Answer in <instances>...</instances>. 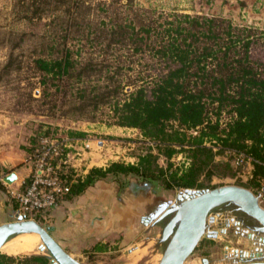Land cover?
Listing matches in <instances>:
<instances>
[{"label": "rangeland", "instance_id": "374dc122", "mask_svg": "<svg viewBox=\"0 0 264 264\" xmlns=\"http://www.w3.org/2000/svg\"><path fill=\"white\" fill-rule=\"evenodd\" d=\"M185 16L214 20L213 30L218 37L224 36L227 25L232 26L233 37L249 36L250 61L264 70V0H3L0 3V160L14 158L15 167L23 172L21 178H25L30 174L25 152H30L35 137L47 132L53 137L86 134L85 139L92 142L90 157L96 165L102 164V158L111 157L106 148L104 156H100L96 140L119 144L117 150L125 151L126 158L136 159L144 154L147 145L137 130L125 131L110 125L111 107L138 86L148 90L166 72L170 63L157 50L167 42L165 30L178 23L185 26ZM143 29L149 30L147 37ZM67 51L74 63L70 78L53 80L36 68V60H58ZM235 51H240L238 46ZM100 94L108 97L102 98ZM212 109L210 106L209 116L213 120ZM229 121L230 115L222 113L220 122ZM177 155L169 162L172 170L183 169V160L188 161L185 154L177 161ZM159 165L167 167L163 159ZM238 180L246 183L249 178L242 175L214 179L212 185L237 186ZM129 181L130 177L122 179L124 183ZM136 182L139 188L129 191L126 198L134 207L139 202L151 204L153 196L157 199L153 208L162 199H174L183 191L166 190L161 182L149 186ZM104 189L105 195L100 200L109 208L113 196L108 187ZM259 189L248 190L258 197ZM0 192L12 202L2 185ZM259 204L264 206V198H259ZM90 213L97 212L92 209ZM104 216L109 218V212L105 211ZM209 216L215 223L207 225L206 231H223L225 236L215 242L202 238L185 264H200V259H207L210 264H245L258 261L257 258L264 261V235L252 231L258 227L254 220L232 204L213 210ZM101 218L98 223L102 232H96L95 236L92 233L91 238L106 246V251L94 252L92 245L75 249L79 264H158L167 245L161 233L168 218L156 225L141 224L130 218L128 223H135V229L128 233L118 222L107 225ZM48 221L49 218L39 224L51 235ZM226 222L239 223L238 233L233 227L226 229L223 225ZM15 240L18 238L9 242ZM41 245L39 242L31 254L13 257L47 256L46 251L39 250Z\"/></svg>", "mask_w": 264, "mask_h": 264}, {"label": "trees", "instance_id": "16d2710c", "mask_svg": "<svg viewBox=\"0 0 264 264\" xmlns=\"http://www.w3.org/2000/svg\"><path fill=\"white\" fill-rule=\"evenodd\" d=\"M184 19L185 26L178 23L165 30L167 42L157 50L170 63L166 72L148 90L138 86L111 107L110 125L137 130L147 145L145 153L138 156L134 165L111 163L104 170L91 169L83 180L72 181L71 174L66 175L62 178L69 186L65 201L93 193L103 183L110 185L108 188L115 198L119 191L137 190L136 181L147 186L161 182L166 190H211L216 188L212 185L214 179H233L239 175V170L225 157V151L243 153L252 160L251 178L246 183L238 180L237 186L261 187L264 70L250 61L252 40L249 36L233 37L230 25L226 26L224 36L218 37L212 19L190 16ZM142 32L145 37L150 33L146 29ZM209 42L213 44L208 45ZM236 46L239 52L235 51ZM35 65L45 77L57 81L70 78L74 68L68 51L61 59H38ZM100 95L108 97V94ZM210 106H213V120L209 116ZM222 113L230 115L225 127L220 124ZM49 136L52 134L47 132L35 137L27 157L38 148L41 138ZM68 136L84 139L86 135L69 133ZM177 154H185L188 166L172 170L169 162ZM161 159L166 161V168L159 165ZM127 177L130 181L122 182ZM93 251L105 252L106 246L97 244ZM0 264H50V259L44 255L0 254Z\"/></svg>", "mask_w": 264, "mask_h": 264}, {"label": "water", "instance_id": "95a60500", "mask_svg": "<svg viewBox=\"0 0 264 264\" xmlns=\"http://www.w3.org/2000/svg\"><path fill=\"white\" fill-rule=\"evenodd\" d=\"M16 180L14 173L5 178L10 185ZM227 204L237 207V210L254 220L258 227L252 231L264 235V206L259 204L258 198L248 189L239 186H222L211 190H183L179 191L174 199L167 200L166 204L157 210L152 221L154 225L168 218L161 237L167 241L166 248L158 264H185L186 260L196 249L200 240L209 234H218L217 231L207 232V225L213 223L210 213ZM151 220L141 218L140 222L148 224ZM220 234H225L223 231ZM22 234H36L41 241V252L46 251L50 264H79V261L69 255L40 224L33 221H24L18 216L13 220L0 225V250L12 237ZM258 261L245 264H264ZM201 264H208L202 259Z\"/></svg>", "mask_w": 264, "mask_h": 264}, {"label": "built area", "instance_id": "2783aa9c", "mask_svg": "<svg viewBox=\"0 0 264 264\" xmlns=\"http://www.w3.org/2000/svg\"><path fill=\"white\" fill-rule=\"evenodd\" d=\"M221 124L225 127L226 124ZM196 134V132H192ZM91 141L79 137H43L40 139L38 148L30 154L25 164L30 168V174L25 178H16L8 185L5 178L11 172H4L0 175V185L7 189L9 199L16 206L14 216L22 218L24 221H33L36 223L46 222L50 212L65 202V196L69 193V186L64 184L62 179L71 174L72 181L83 180L85 171L93 167L91 160ZM97 151L100 156H104L103 149L109 151L111 157L104 159L102 166L105 167L109 161L112 163L131 164L137 163V158H126L125 151L118 152L120 145L117 143H108L106 141L96 140ZM112 146V148H110ZM114 149V150H112ZM216 151V149H213ZM225 157L230 159L231 166L239 170L243 176L251 178L252 160L243 153L225 151ZM183 159L178 154L176 160ZM186 159V158H185ZM172 160V159H171ZM187 160V159H186ZM111 163V162H110ZM184 168L188 166V161L183 160ZM91 167V168H92ZM93 169V168H92ZM238 175L242 177V175ZM259 198H264V181L258 191Z\"/></svg>", "mask_w": 264, "mask_h": 264}, {"label": "crops", "instance_id": "0c3cea01", "mask_svg": "<svg viewBox=\"0 0 264 264\" xmlns=\"http://www.w3.org/2000/svg\"><path fill=\"white\" fill-rule=\"evenodd\" d=\"M2 1L3 0H0V3ZM117 128L125 131L134 130L120 127ZM86 137L87 136H85V138ZM25 153L27 154V152ZM20 157L22 156L20 155ZM15 165L16 164L14 158L3 157L0 160V175L4 172L6 173L14 171L16 178H18L19 180L23 172L18 171ZM102 165L103 164L96 165L94 163L93 167L92 165L91 167L93 169L98 168L104 170L109 166L106 165L105 167H103ZM91 167H89V169L84 172L85 176L90 172V170L92 169ZM109 186L106 183H103L93 193H85L79 198L71 201H65L61 205L54 208L48 216V222L50 223L49 226L52 229L51 236L69 255L73 256L74 258H77L79 254L75 249H86L88 245H92L94 247L98 244L95 238H91V234L93 233L92 235L95 236L96 232H102L101 223H98L100 222L99 220L101 217L105 220V224L107 225L118 222L122 229L124 228L123 230L127 231V233L132 229H135V223H128L133 216L129 215L128 209L124 206V204L120 203L117 200V197L115 199L114 197L110 199L111 201L108 203V205H110L109 208L105 207V205L101 203L100 197L105 195V193L103 192L105 190L104 188ZM88 200L91 201L88 202ZM14 206V203H10L8 199L5 198L3 192H0V225L8 223L14 218ZM92 209H95L97 213L91 214L90 211ZM98 210L101 211L100 214H98ZM105 211L109 212V218H106L107 216H104ZM122 220L124 222H122ZM94 221L97 223H95ZM90 225L94 228H91ZM87 233L89 236H84V234ZM82 236L83 238L81 239ZM18 237L20 236H15L13 238L17 239ZM0 252L8 256H16L6 254L2 251Z\"/></svg>", "mask_w": 264, "mask_h": 264}, {"label": "flooded vegetation", "instance_id": "af4514ba", "mask_svg": "<svg viewBox=\"0 0 264 264\" xmlns=\"http://www.w3.org/2000/svg\"><path fill=\"white\" fill-rule=\"evenodd\" d=\"M134 191H136V189H134ZM128 192H129V190L128 191H126V190L125 191L124 190L119 191L117 193V200L120 203L124 204V206L128 209L129 215L133 216V217H131V216L130 217L139 223H141L140 222L141 218H143V217L148 218L151 220L150 222H148V224L154 225V220L152 221V219H153L155 213L157 212V210L159 208H161L163 205L166 204L167 200L162 199V201L160 203L158 202V205L156 204L152 208L153 204H155L154 202H156L157 199L155 197L151 196L150 197L151 204H145L144 202H139L140 204L137 203L138 205L136 204V206L134 207V206H131V204H129V202L126 200L127 196L130 195V193H128ZM214 223H215V221L213 220L212 224H214ZM141 224H143V223H141ZM223 225L226 229H228L229 227H233L237 233H238V229H240V224L237 222H233V223L226 222ZM251 228H254V227H251ZM223 233H225V232H223ZM220 236H223V234H220L218 232V234H209V235L203 237V239H206L207 241L215 242V241L219 240ZM224 236H225V234H224ZM201 260L202 259H200V264H201ZM208 264H210L209 260H208Z\"/></svg>", "mask_w": 264, "mask_h": 264}, {"label": "bare ground", "instance_id": "6f19581e", "mask_svg": "<svg viewBox=\"0 0 264 264\" xmlns=\"http://www.w3.org/2000/svg\"><path fill=\"white\" fill-rule=\"evenodd\" d=\"M18 240H15L13 243L6 242L2 247V252H5L9 255H20V254H31L35 252L37 244H39L40 239L39 236L36 234H22L19 235Z\"/></svg>", "mask_w": 264, "mask_h": 264}]
</instances>
